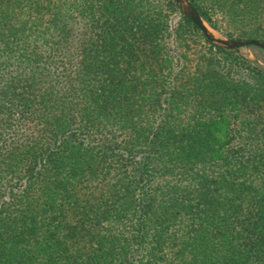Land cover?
I'll return each instance as SVG.
<instances>
[{
  "label": "trees",
  "instance_id": "1",
  "mask_svg": "<svg viewBox=\"0 0 264 264\" xmlns=\"http://www.w3.org/2000/svg\"><path fill=\"white\" fill-rule=\"evenodd\" d=\"M192 1L264 41V0ZM179 10L0 0V264H264V68L182 14L178 77Z\"/></svg>",
  "mask_w": 264,
  "mask_h": 264
},
{
  "label": "rangeland",
  "instance_id": "2",
  "mask_svg": "<svg viewBox=\"0 0 264 264\" xmlns=\"http://www.w3.org/2000/svg\"><path fill=\"white\" fill-rule=\"evenodd\" d=\"M182 14L181 9L172 13L170 17V34L165 37L164 42L167 47V56L173 61V71L178 74V77H191L190 75H193L194 71H196L204 63V55L205 53L207 54V44L202 37H199V35L195 33L188 34L187 45L182 44L179 40H177L174 28L180 21ZM216 17L218 20V27L212 25L211 23L210 24L219 33L234 39H246L244 37L237 38L239 33L237 32V28L235 26L236 24L232 22V20H228V16L226 17L224 13L219 12L216 14ZM241 51L242 52H237L247 59L249 58L245 54H253L264 61V50L260 48H243ZM218 57L222 59L223 63L226 62L222 55L218 54Z\"/></svg>",
  "mask_w": 264,
  "mask_h": 264
},
{
  "label": "water",
  "instance_id": "3",
  "mask_svg": "<svg viewBox=\"0 0 264 264\" xmlns=\"http://www.w3.org/2000/svg\"><path fill=\"white\" fill-rule=\"evenodd\" d=\"M182 13L199 27L205 38L215 46L242 52L243 48H260L264 50V42L257 39H234L219 33L197 9L192 0H175ZM250 60L264 68V61L253 54H245Z\"/></svg>",
  "mask_w": 264,
  "mask_h": 264
}]
</instances>
